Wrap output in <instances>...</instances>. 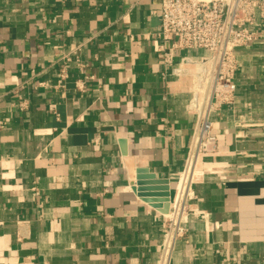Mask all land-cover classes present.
<instances>
[{
	"label": "crops",
	"instance_id": "crops-1",
	"mask_svg": "<svg viewBox=\"0 0 264 264\" xmlns=\"http://www.w3.org/2000/svg\"><path fill=\"white\" fill-rule=\"evenodd\" d=\"M161 6L0 0V264H158L166 186L151 203L133 188L145 171L175 194L196 121L189 80L163 76ZM80 47L94 80L72 66L66 90L38 87ZM237 56L236 101L213 116L219 152L199 161L171 264H264V44Z\"/></svg>",
	"mask_w": 264,
	"mask_h": 264
},
{
	"label": "built area",
	"instance_id": "built-area-1",
	"mask_svg": "<svg viewBox=\"0 0 264 264\" xmlns=\"http://www.w3.org/2000/svg\"><path fill=\"white\" fill-rule=\"evenodd\" d=\"M159 18L161 25L155 36L163 76L189 80L191 98L187 110L196 117L169 212L162 214L164 236L158 264H171L176 244L188 235L189 202L194 198L193 182L199 161L204 155L219 152L213 116L236 101L237 51L259 42L264 44V0H162ZM81 50L82 47L61 56L59 84L39 83L38 87L66 90L72 66L85 76V81L94 80L86 75L90 63L82 58ZM191 51H203L206 55L200 58L185 55ZM85 81L75 82L79 91L85 90ZM49 110L58 116L56 104H50Z\"/></svg>",
	"mask_w": 264,
	"mask_h": 264
},
{
	"label": "water",
	"instance_id": "water-1",
	"mask_svg": "<svg viewBox=\"0 0 264 264\" xmlns=\"http://www.w3.org/2000/svg\"><path fill=\"white\" fill-rule=\"evenodd\" d=\"M148 180H154L151 181L152 183H147L146 181ZM156 184L158 185H164V189L166 193L163 195L164 199L162 200L164 202V206L161 210L163 214H167L169 212V205H170V199H171V188H170V181L168 180H157L154 178L152 175H148L145 173V171H139L138 172V177H137V182L136 186L133 188L134 192L139 195V197L143 198L145 202H153L152 200L148 199L151 194L149 192H152L153 190H156L155 186Z\"/></svg>",
	"mask_w": 264,
	"mask_h": 264
}]
</instances>
